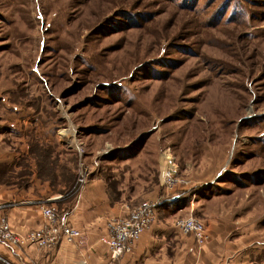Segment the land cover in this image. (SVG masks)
I'll return each mask as SVG.
<instances>
[{
    "label": "rangeland",
    "instance_id": "1",
    "mask_svg": "<svg viewBox=\"0 0 264 264\" xmlns=\"http://www.w3.org/2000/svg\"><path fill=\"white\" fill-rule=\"evenodd\" d=\"M11 187L23 201L60 195L64 217L80 204L98 260L106 221L149 200L165 245L148 253L264 264V0H0V188ZM188 215L205 244L174 225ZM38 252L17 262L39 264Z\"/></svg>",
    "mask_w": 264,
    "mask_h": 264
},
{
    "label": "built area",
    "instance_id": "2",
    "mask_svg": "<svg viewBox=\"0 0 264 264\" xmlns=\"http://www.w3.org/2000/svg\"><path fill=\"white\" fill-rule=\"evenodd\" d=\"M175 172L174 167L167 168L166 171L162 169L164 184L173 187L180 181L174 177ZM82 176L81 172L77 179L79 183L84 181ZM27 204L38 210L42 222L34 228L15 231L12 229L7 215L3 213V210L11 204L8 202L0 203V245L2 247L17 252V254L23 249L51 251L59 243H73L83 235L82 231L72 224L68 216L60 215L57 202L51 198L46 200L33 199L27 201ZM157 205V202L143 201L106 221L105 231L99 236L98 242L105 246L111 259L132 253L136 242L154 223ZM174 225L183 234L190 233L199 245L206 243L205 226L197 217L195 218L193 215L181 217L174 222ZM74 264H90V261L84 255L78 258Z\"/></svg>",
    "mask_w": 264,
    "mask_h": 264
},
{
    "label": "crops",
    "instance_id": "3",
    "mask_svg": "<svg viewBox=\"0 0 264 264\" xmlns=\"http://www.w3.org/2000/svg\"><path fill=\"white\" fill-rule=\"evenodd\" d=\"M50 198L56 202L60 199L59 195H51L48 199ZM24 199V192L18 188H0V203L8 202L11 204L9 205L10 207L8 206L5 210H3V213L7 215L11 227L15 231H23L25 229L34 228L42 222L41 215L38 210L35 207L29 206L27 201H23ZM79 205L76 204L74 208L70 207L67 211L69 212L68 217L72 224L76 228H79L83 235L77 238L73 243L61 242L51 251L38 252L36 255V262L39 264H74L78 258L85 255L90 261V264H233L231 260L227 261L230 257V252L225 250L214 249L213 251L197 254L181 252L164 254L148 253L151 248L156 246V244L163 243L165 245V242L155 240L157 232L160 230L164 231L163 227L156 225V223L136 242L131 256L124 255L117 257L116 259H111L108 256V258L102 257L98 260L99 257L97 259L94 257L96 255L94 250L97 249V246L91 243L93 237L91 236L90 231L85 233V229L81 226L82 222L77 220L75 217L76 214L81 211V207ZM0 248L7 252V258L11 262L13 261L17 264H19L17 262L18 260L22 263H27L29 261L28 259L32 258L29 255V252L32 251L31 249H23L17 254V252H12L1 245Z\"/></svg>",
    "mask_w": 264,
    "mask_h": 264
},
{
    "label": "bare ground",
    "instance_id": "4",
    "mask_svg": "<svg viewBox=\"0 0 264 264\" xmlns=\"http://www.w3.org/2000/svg\"><path fill=\"white\" fill-rule=\"evenodd\" d=\"M170 159V158H169ZM164 162V165H165V168H163L165 171L166 169H170V168H173L174 167V164L172 163V165L170 164V162L167 160L163 161Z\"/></svg>",
    "mask_w": 264,
    "mask_h": 264
}]
</instances>
